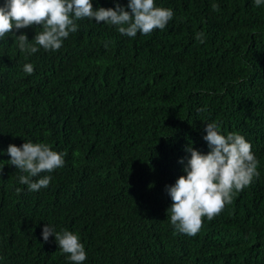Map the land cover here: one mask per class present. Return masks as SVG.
<instances>
[{
  "label": "trees",
  "instance_id": "trees-1",
  "mask_svg": "<svg viewBox=\"0 0 264 264\" xmlns=\"http://www.w3.org/2000/svg\"><path fill=\"white\" fill-rule=\"evenodd\" d=\"M155 3L174 16L148 36L84 19L59 50L27 59L15 34L0 39V264H71L44 224L79 236L83 264H264V4ZM211 122L250 142L259 176L188 236L170 224L165 186L184 175L189 143L209 150ZM24 141L66 154L39 191L9 165L8 145Z\"/></svg>",
  "mask_w": 264,
  "mask_h": 264
},
{
  "label": "clouds",
  "instance_id": "clouds-1",
  "mask_svg": "<svg viewBox=\"0 0 264 264\" xmlns=\"http://www.w3.org/2000/svg\"><path fill=\"white\" fill-rule=\"evenodd\" d=\"M113 2L114 8L94 9L92 0H3L0 3V39L15 34V43L27 59L40 48L51 52L59 50L70 33L78 31L76 21L79 20L115 26L119 34L134 38L138 33L148 36L165 29L174 16L173 10L157 6L155 0H127L126 5L119 0ZM254 4L259 7L264 0H254ZM211 7L213 11L220 10L218 4ZM30 27L41 29L35 31L31 40L22 31L16 35L21 29ZM195 39L203 43L205 34L198 32ZM23 71L31 75L34 68L31 63H25ZM204 131L202 139L209 150L202 153L189 143L185 148L190 156L183 167L184 175L178 176L174 184L165 186L171 198L166 209L170 224L175 232L188 236L196 235L205 218L214 219L232 203L235 193L259 176L251 144L242 135L222 134L216 122L206 123ZM7 153L9 165L24 173L18 180L27 185L29 191L48 187L52 177L41 174L63 167L66 155L48 144L25 141L20 146L10 143ZM3 167H0V175ZM41 235L45 242L53 236L60 252L67 255L71 264H83L87 259L84 245L72 231H55L44 224Z\"/></svg>",
  "mask_w": 264,
  "mask_h": 264
}]
</instances>
